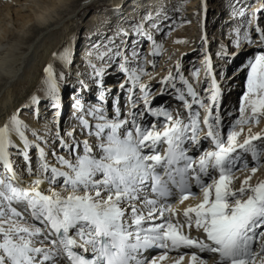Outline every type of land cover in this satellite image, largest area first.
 Listing matches in <instances>:
<instances>
[{
  "label": "snow or ice",
  "instance_id": "snow-or-ice-1",
  "mask_svg": "<svg viewBox=\"0 0 264 264\" xmlns=\"http://www.w3.org/2000/svg\"><path fill=\"white\" fill-rule=\"evenodd\" d=\"M224 4L227 31L214 52L208 0L191 18L186 0H84L95 23L79 63V35L65 29L49 44L40 87L21 92L19 46L6 56L0 264H264V179L253 183L264 169V129L255 131L264 122V0ZM27 7L45 24L53 6ZM193 20L200 66L185 69L187 54L171 52L156 79L165 42L187 46L179 32ZM244 53L233 73H245L242 94L224 109L218 80L229 77L214 59L231 65Z\"/></svg>",
  "mask_w": 264,
  "mask_h": 264
},
{
  "label": "bare ground",
  "instance_id": "bare-ground-1",
  "mask_svg": "<svg viewBox=\"0 0 264 264\" xmlns=\"http://www.w3.org/2000/svg\"><path fill=\"white\" fill-rule=\"evenodd\" d=\"M197 1L198 0H188L187 2L189 3V5H187V14L190 18L192 11L196 8ZM83 2L84 0H0V86L3 85L5 79V58L19 46V52L16 54L17 59L14 65V71L16 73V79L13 81L14 89L23 92L26 88L35 90L40 87V82L42 79V75L40 74V72L42 66L46 62L50 61V58L47 55V52L50 50V42L55 41L58 34L64 32L65 29H73L75 28L74 26L77 25L80 21H84L85 17H87V11L80 7ZM108 2L111 3V0H108ZM214 3L217 6L215 8V11H213L212 13V15L217 14V20L214 22L216 25L215 27H223L222 29L227 30V28L225 27L227 23V12L220 13L219 11L218 13L221 5H225L224 0H215ZM32 4L53 6L50 11L47 8L43 9V11H48L49 13L50 18L47 23L41 24L36 21V17L39 15L40 10L27 7V5ZM60 4L73 5V7H71L70 9H65L63 12H57L55 6H58ZM87 19L89 21H87L88 26H85V29L88 30L90 26L92 27L94 25L95 17H87ZM192 23L194 24V20ZM194 25H188L179 32V35H186V37L187 35H190V37H192V39L188 40L189 44L193 46L192 48L196 47V42L197 40H199L200 36V32L199 35L194 34ZM21 30H24L26 32V35L21 36ZM21 41H23L22 46L20 45ZM169 42L170 41H168V43ZM87 45L88 40H86L83 45H77L75 52L77 63H79L80 59L83 57ZM192 48L190 50H193ZM249 51L251 52L253 50L249 49ZM41 53H43V55ZM246 57L247 53H244L239 59L235 60V62L231 64L232 71L228 76L229 79L232 78L231 82L229 81V79L226 81L218 80L219 83L228 82L226 86L230 87L225 89V91L229 90L230 93L235 91L236 88H234L233 86L234 82L236 81L235 79L238 76H234L233 73L238 69L237 67L241 65L242 61L246 59ZM238 62L241 63L238 64ZM221 63L223 65V62ZM219 65L221 64L219 63ZM150 69L151 68H149L148 70ZM223 71L226 70L222 69V72ZM216 72L219 73L218 70H216ZM166 74L167 73H165L164 75ZM113 77L114 76H110L107 78L106 83L108 85H115L116 81H112ZM67 91H69L70 94V89L63 90V94L65 95L64 105H66V103L68 102L67 97L69 95L67 94ZM162 99L167 100L168 98L164 97ZM162 99L157 97L155 103H160V101L162 102ZM225 99H227V97L223 96L222 102H224ZM238 175H240L241 178L243 176L242 173H238ZM257 179H264V169H261L257 173V176L253 179V183H255ZM190 203L195 202L190 201ZM178 207L181 210L183 208V206Z\"/></svg>",
  "mask_w": 264,
  "mask_h": 264
},
{
  "label": "rangeland",
  "instance_id": "rangeland-1",
  "mask_svg": "<svg viewBox=\"0 0 264 264\" xmlns=\"http://www.w3.org/2000/svg\"><path fill=\"white\" fill-rule=\"evenodd\" d=\"M214 1L215 0H208V3H209V11H208L207 20H206L207 33H208V35H209L210 38H214V42H213V45H212L213 52L216 50V42L218 40H220V39H223L224 38V33L227 31L226 29H222L223 27H221V28L215 27L216 25H215L214 22L217 20L216 19L217 18V14L216 15H212V13H213V11H215V8L217 6L215 5ZM187 2H188V0H186V6L189 5V3H187ZM199 3H200V0L197 1L196 8L199 5ZM219 11H220V13L226 12L225 5H221V7L218 10V13H219ZM88 19H84V21L82 20V21H80L78 23L81 26V28L85 29V26H88L87 25L88 24L87 21H89ZM195 23L196 22L194 20V24ZM194 24L192 23V25H194ZM194 27H195L194 28V34L199 35V30H198L197 24H195ZM73 30L76 31L77 34L79 35V40L77 42V45L78 44L83 45L86 42V40H88L87 39L88 30L85 29L83 32H81L79 28H73ZM184 37L187 38V40L192 39V37H190V35H187V37L185 35ZM199 45H200V40H197L196 45H195L196 47H194V48H192L193 46L191 44H188L187 46H185V45L176 46V45H173L171 42H169V43L168 42H165V50H164V53L159 58V63L157 65V68H156L155 73H154V75L156 76V79L161 78L166 73V70H165V61L168 60V54L171 53V52H176L177 53V56L174 57V60L180 58V54H183V53H186L187 54V55H185L183 57V66H184L185 69L190 68L193 65H195L196 67H199L200 66L199 61H200V58H201L200 57V52L198 51ZM191 48L193 50H190ZM174 60H173V63H174ZM219 63L221 65H219ZM239 63H241V62H238V64ZM214 64L217 65L216 70H218L219 72L222 69H225L226 71H223V74L226 75V76H229V74L232 71V68H231L232 65H230V66L229 65L226 66L224 64L222 65L221 61H218V60H215V59H214ZM171 66H172V64L169 63L168 64V67H171ZM237 68H239V66ZM149 71H151V69ZM40 74H41V72H40ZM201 76H203V73H201ZM144 79H145L146 82H148L147 77H145ZM231 79L232 78L229 79L230 82H231ZM244 79H245V73H240L238 75V77L235 79L236 81L234 82V86L233 87L236 88V89L232 93H230L229 90L225 91V89H227V88L230 87V86L229 87L226 86V84L228 82L225 83V82H221L220 81L221 84L224 85V91L225 92L223 91V96H226L227 97V99H225V101L222 102V106H223L224 109H230L233 105H235L237 103L238 97L242 94ZM113 80L116 81V78L113 77L112 78V81ZM152 83H153V86L154 87H158V85H156L155 81H152ZM261 129H264V122H262L255 129V131H260Z\"/></svg>",
  "mask_w": 264,
  "mask_h": 264
}]
</instances>
